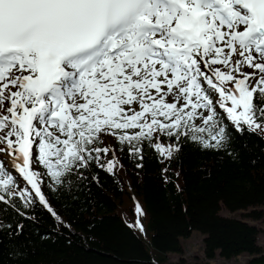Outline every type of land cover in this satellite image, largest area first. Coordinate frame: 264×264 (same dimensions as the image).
<instances>
[{
    "label": "snow or ice",
    "instance_id": "6c2138e0",
    "mask_svg": "<svg viewBox=\"0 0 264 264\" xmlns=\"http://www.w3.org/2000/svg\"><path fill=\"white\" fill-rule=\"evenodd\" d=\"M0 107L2 245L37 202L70 227L43 189L75 199L116 151L236 158L233 129H264V0H0Z\"/></svg>",
    "mask_w": 264,
    "mask_h": 264
},
{
    "label": "trees",
    "instance_id": "16d2710c",
    "mask_svg": "<svg viewBox=\"0 0 264 264\" xmlns=\"http://www.w3.org/2000/svg\"><path fill=\"white\" fill-rule=\"evenodd\" d=\"M233 135L229 150H236V158L191 142L170 160L148 149L140 161L125 149L116 151L113 172L94 165L86 173L88 179L72 189L75 199L43 189L70 227L38 202L22 207L27 213L20 217L23 235L3 239L0 264H167L168 252H180V238L194 230L205 234L208 258L218 250L226 259L246 252L255 255L247 264H264L257 228L218 214L222 204L229 210L264 204V129L243 134L233 129ZM111 147L120 145L111 138ZM102 158L106 162L112 153ZM137 202L146 213L155 256L134 227ZM251 214L260 217L261 211ZM13 248L21 254L10 256ZM170 264L203 263L181 259Z\"/></svg>",
    "mask_w": 264,
    "mask_h": 264
},
{
    "label": "rangeland",
    "instance_id": "374dc122",
    "mask_svg": "<svg viewBox=\"0 0 264 264\" xmlns=\"http://www.w3.org/2000/svg\"><path fill=\"white\" fill-rule=\"evenodd\" d=\"M2 113L3 108L0 107V114ZM106 141L107 144L111 145V137L106 138ZM131 206L132 205L130 204V207ZM253 210L261 211L260 217L252 215L251 213ZM218 214L223 217L243 221L255 226L258 230V245L264 252V204L261 206L242 208L238 210H229L222 204ZM136 220L137 217L135 219V222ZM145 221H147V216L143 211V215L139 216V222L143 225V231H141L139 227H134L137 228V231H139L140 236L143 238L150 252L155 256L158 252L150 247L149 240L151 234L146 230ZM204 238L205 234L199 230H194L188 236L181 237L180 243L182 245V250L180 252H168L166 263L170 264L172 262H178L183 259L188 263L200 262L203 264H247L253 257H255V255L244 252L231 259H226L220 255V252L218 250L214 258H208L205 253Z\"/></svg>",
    "mask_w": 264,
    "mask_h": 264
}]
</instances>
